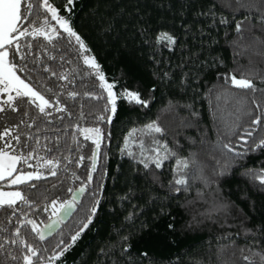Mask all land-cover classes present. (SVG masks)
<instances>
[{
	"label": "trees",
	"instance_id": "trees-1",
	"mask_svg": "<svg viewBox=\"0 0 264 264\" xmlns=\"http://www.w3.org/2000/svg\"><path fill=\"white\" fill-rule=\"evenodd\" d=\"M50 2L61 10L62 15H68L64 12L65 0ZM189 3L191 7H187ZM182 5H185L183 10ZM209 10L215 13L214 18L197 15ZM221 18H227L228 23H219ZM71 23L92 49L106 80L115 82L114 91H138L142 99L148 101V106L118 99L112 123L98 121L96 117L99 115H110L103 111L106 99H91L84 93L95 92L105 97L106 93L90 74L92 70L76 55L75 47L62 39L55 42L60 49L57 52L43 37L23 38L24 42L31 40L33 52L42 57L45 48L57 56L64 54L71 64L64 63L63 67H58L59 72H83V79L77 76L75 83L68 85L67 89L53 85L54 91L64 93L61 102L67 104L72 116L65 115V119L60 120L57 117L64 114L53 112L48 118L52 124L36 133L42 138L37 155L61 159L58 176L32 182L43 194L39 199L35 189L25 185L10 186L6 181H0L3 190L18 188L30 199H35L41 210L33 212L22 204L19 207L42 227L41 221L46 223L50 215V212L42 211L43 207L57 197L70 199L72 193L67 189L75 190L87 183V175L91 173L93 179L88 188L89 191L95 190L96 198L100 200L97 214L71 251L55 264H105L102 259L98 260V253L114 242L117 229L122 234L128 231L134 234L131 249L134 257L143 259L139 253L148 252L144 264L149 261L154 264H247L244 256L259 264V258L253 253L264 248V193L258 190L259 181L245 173L264 170V149L255 148L254 144L264 132L258 130L247 143L234 135L225 137V125L236 120L237 115L242 117L238 123L245 128L249 126L248 116L242 112L236 114V108H244L247 101L236 105L234 101L225 103L217 97L229 92L232 96H247L249 99L253 95L250 91L246 93L225 84L222 77L228 73H234L238 78L243 74L259 87H264L260 82L264 77V3L261 0H76ZM237 23L242 24L240 33L235 31ZM149 25V39H154L159 31L172 32L181 38L180 46L173 51L163 45L156 46L155 59L162 61L160 65L153 63L154 48L143 43L144 37L140 34L142 27ZM186 27L190 29L187 34ZM190 57L197 66L193 67L191 63L185 66L183 71L190 72V75L182 83L181 70L176 65ZM60 63L57 61V65ZM158 68L175 69L172 79L165 82L154 76L153 72ZM18 75L24 78L25 73L18 72ZM56 83L64 85L68 82ZM72 90L80 93L76 100L67 98V91ZM42 94L46 99L51 96L50 93ZM255 96L264 100L260 93ZM6 98V94L0 93V102ZM55 101L56 97L52 96L50 103L55 106ZM16 103L21 105L20 111L0 113V131L3 126L18 124L21 119L27 123L29 118L23 116L25 110L30 116L37 114L34 106L21 101ZM193 112L197 115L194 116ZM151 121H157L165 129L164 137L157 138L176 153L175 157L165 160L160 169L154 164L145 169L139 162L143 159L139 140L145 141V147H155L148 143L150 138L142 132L128 143V151L135 155L130 157L124 150L129 131L143 129ZM77 124L81 128L100 127L105 132L95 172L91 170L89 159L95 146L84 139L75 127ZM56 128L60 131H55ZM20 130L35 131L26 125ZM229 141L233 152L220 147L221 143ZM55 143L59 144V151L48 153L43 150L44 144L51 147ZM80 155L85 157L83 165L87 167L76 166ZM144 155L154 153L148 151ZM160 155H164L163 150ZM65 156L72 160L71 164L63 160ZM177 159L190 162L194 159L196 162L187 170L195 177L189 180L191 187L187 192L175 193L169 187L168 182L177 172ZM29 162L34 166L37 164L36 159ZM65 164L67 170H63ZM18 168L23 171L32 169L24 164ZM92 202L88 192L81 195L79 203L82 207H78L66 224L83 219ZM130 213L136 215L134 224L125 220ZM3 219L4 216L0 215V220ZM141 222L146 225L142 231ZM169 222L174 225L171 230L167 228ZM7 227L9 232L0 233V237L11 234L12 225ZM61 227L68 231L64 225ZM22 233L30 242L41 244L27 228L22 229ZM42 246H48L47 241ZM45 255H51V249Z\"/></svg>",
	"mask_w": 264,
	"mask_h": 264
},
{
	"label": "snow or ice",
	"instance_id": "snow-or-ice-1",
	"mask_svg": "<svg viewBox=\"0 0 264 264\" xmlns=\"http://www.w3.org/2000/svg\"><path fill=\"white\" fill-rule=\"evenodd\" d=\"M261 2L264 3V0H261ZM75 3L76 0H65L64 12L68 13V15H62L61 10L50 0H0V93L6 94L7 97L0 102V113H5L8 110H11L13 113L20 111L21 105H18L17 101H21L22 104L27 103L32 105L37 110V114L31 116L28 111L25 110L23 112V116L29 118L27 123L24 119H21L18 124L3 126V130L0 131V181H6L10 186L25 185L29 189H35L37 199L43 194L39 193L37 184L32 182L46 180L49 177H57L61 170V159L56 156L45 158L44 156L37 155L41 150L37 146L41 145L42 138L36 133L41 132L48 125L52 124V120L48 118L53 116V112L64 114L57 117L60 120H64L65 115L68 117L72 116L67 104L61 102L60 97L64 93L54 91L53 85L56 88L67 89L68 85L75 83L77 76L83 79V72H77L76 70L59 72L58 67H63L64 63L71 64L70 60L65 59L64 54L57 56L45 48L42 57L33 52L32 41L28 40L24 42L23 38L31 37L36 39L43 37L57 52L60 49L55 42L62 39L67 40L69 45L75 47L76 55L82 58L83 65L92 70L90 74L100 82L99 87L106 93V97L102 94L98 95L95 92L84 93L86 97L91 99H106L103 111L104 113H110V115H99L96 117L98 121L112 123V117L117 112L118 99L126 100L130 104L141 105L143 107L148 106V101L142 99L138 91L123 89L117 93L114 91L116 87L115 82L109 83L106 80L105 74L101 70V65L97 62L96 57L92 55V49L86 43L85 38L74 30L72 26L71 13L73 12ZM191 6L190 3L187 5V7ZM184 7L185 5L181 6L182 10ZM197 15L205 17L211 15L213 18L215 17V13L211 10L208 12L201 11ZM52 22L55 23L53 24ZM219 23L227 24L228 20L227 18H221ZM189 30L186 27L185 34ZM241 30L242 24L237 23L235 25L236 33H240ZM150 31V25L142 27L140 34L144 37L143 43L154 48L153 63L160 65L162 61L155 59L156 52L158 51L156 46L163 45L169 51H173L176 47L180 46L181 38L172 32L159 31L155 34L154 39H149ZM201 35H203L202 32ZM49 61L52 63H49ZM57 61L61 63L57 65ZM189 63L193 67L197 66L191 57L182 60L180 64L176 65V68L181 70L182 83L184 82V78L190 75V72L183 71ZM207 66L211 67L212 65ZM174 71L175 69L170 71L158 68L153 72V75L157 76L161 81L166 82L172 79ZM18 72L25 73L24 78H21ZM222 78L225 84H229L232 88L243 90L246 93L250 91L253 94L250 99L247 96L243 98L232 96L230 92L226 96L217 97L218 100L222 99L225 103L234 101L236 105L245 104V101H247L244 108H236V114L242 112L244 116H248L249 126L245 128L242 124L238 123L242 117L237 115L236 120L225 125L223 133L225 137L234 135L244 143H247L248 139L252 138L258 130L264 132V100H258L255 96L256 93H260L261 97H264V87H259L251 78L243 74L238 78L236 74L228 73ZM56 81H67L68 83L60 85ZM260 82L264 84V77H261ZM42 93H50L51 96L46 99L45 94ZM79 95L80 93L75 90L67 91V98L71 100H76ZM52 96L56 97L55 106L53 103H50ZM24 98L28 99L25 101ZM192 114L194 116L197 115L195 112ZM22 125H26L28 129H34L35 131L23 132L20 130ZM75 127L85 140H90L95 146L89 157L91 160V170L95 172L97 159L100 155L101 142L105 139V132L100 127L81 128L78 124ZM54 130L60 131L59 128ZM138 132H142L145 136L149 137L148 143L155 146L151 148L145 147V141L139 140L141 156L143 157L139 162L143 164L145 169L149 168L150 164H154L156 169H160L165 160L176 156V153L168 148L166 142L162 143L161 139L157 138H162L165 135V129L157 121L145 124L143 129L133 128L129 131L124 141V150L127 151L128 156L132 157L135 155L132 151H128V143L129 140L136 137ZM44 139L48 138L44 137ZM73 139L75 140V135H73ZM29 141H34V143H29ZM76 143L79 147V142L76 141ZM254 144L255 148L264 149V136L258 142H254ZM220 147L228 152L234 151L230 141L221 143ZM43 150H46L48 153L59 151V144L55 143L51 147L48 144H44ZM162 150L164 155H160ZM148 151L153 152L154 155L145 156V152ZM243 154L237 153V155ZM33 159L37 160L35 166L29 162ZM63 160L67 161V164L72 163V160L67 156L63 157ZM84 160L85 157L80 155L76 159V166L87 167L83 165ZM195 163L194 159L191 162L188 159L176 160L177 172L173 176V179L168 182L173 192L189 191L191 187L189 180L195 179V177L191 176L187 170L195 165ZM20 164L27 165L28 168L35 167L37 170L23 171L18 168ZM67 164L64 165L63 170H67ZM40 169L46 171H41ZM245 175H251L253 180H258L260 184L258 190L264 193V170H261L259 173H245ZM76 179L79 180V176ZM92 179V175L89 173L87 175V183H82L75 190L68 188L67 192L73 193L71 199L60 200L57 197L45 205L42 211L45 213L50 212V215L48 216V222L41 221L43 228L40 227V223L36 219L29 218L28 212L23 211L19 207L22 204L33 212L41 210L36 205L35 199H30L21 190H0V215L4 216V219L0 220V233H8L9 228L7 225H12L11 234L0 237V264H55L66 253L71 251L77 241L92 225L93 218L99 208L100 200L96 198L95 190L89 191L88 188ZM53 187H56V185H53ZM86 192H88L89 198L93 201L89 211L84 215L83 219L73 221L71 225H67L65 223L66 220L73 216L78 207H82L76 193L83 195ZM200 195L202 196V194ZM44 198L46 199V197ZM13 218H15V221ZM135 219L136 215L134 213H130L125 217V220L129 224H134ZM62 225L68 228L67 232L61 227ZM145 227L146 225L141 222L140 230L142 231ZM173 227L174 225L171 222L167 224L169 230L173 229ZM24 228H27L29 233L35 234L34 238L40 241L41 244L38 245L30 242L24 233H22V229ZM133 235L131 231H128L127 234H122L120 229L115 230L116 239L114 242H110L106 247L100 249L98 260L102 259L105 261V264H144V261L148 260L149 257L147 251L139 253V256L143 259H137L131 254ZM46 241L48 246H42ZM50 249L51 255H45ZM253 255L259 258V264H264V248L256 250ZM243 259L247 264H255L249 256H244ZM149 264H154V262L149 261Z\"/></svg>",
	"mask_w": 264,
	"mask_h": 264
},
{
	"label": "rangeland",
	"instance_id": "rangeland-1",
	"mask_svg": "<svg viewBox=\"0 0 264 264\" xmlns=\"http://www.w3.org/2000/svg\"><path fill=\"white\" fill-rule=\"evenodd\" d=\"M110 83V82H109ZM2 129V126H0V130ZM35 170H37L35 167H33L32 169H30V170H27V171H35ZM41 171H46V170H44V169H40ZM0 190H3L2 188H0ZM16 190H20V189H18V188H11V189H7V190H3V191H16Z\"/></svg>",
	"mask_w": 264,
	"mask_h": 264
},
{
	"label": "water",
	"instance_id": "water-1",
	"mask_svg": "<svg viewBox=\"0 0 264 264\" xmlns=\"http://www.w3.org/2000/svg\"><path fill=\"white\" fill-rule=\"evenodd\" d=\"M76 194L78 195V198H79V201H80V199H81V195L78 194V193H76ZM72 195H73V193H72ZM72 195H71V196H72ZM70 199H71V198H70ZM68 219H69V218H68ZM68 219L66 220V222L68 221ZM47 222H48V221H47ZM66 222H65V223H66ZM41 228H43V226H42Z\"/></svg>",
	"mask_w": 264,
	"mask_h": 264
}]
</instances>
